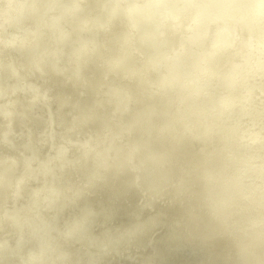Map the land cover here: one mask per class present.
Wrapping results in <instances>:
<instances>
[{
    "label": "clouds",
    "instance_id": "clouds-1",
    "mask_svg": "<svg viewBox=\"0 0 264 264\" xmlns=\"http://www.w3.org/2000/svg\"><path fill=\"white\" fill-rule=\"evenodd\" d=\"M28 2L0 0V45L7 46L9 12ZM31 3L44 15L55 12L61 17L69 5L76 8L82 18L65 20L73 32L92 31L102 16L111 19L117 12L135 15L142 25L138 58L105 43L94 44L91 52L76 58L72 76L77 80L105 70L96 98L103 115L99 130H80L75 140L60 147L59 172L69 190L128 196L141 211L146 206L152 213L141 228H167L204 245L228 249L240 258L233 264H264V203L254 218L221 180L206 139L201 103L225 69L239 62L241 44L250 31L259 44L253 79L264 96V0ZM100 39L106 40L107 34ZM37 58L44 56L21 57L22 69ZM121 74V86L113 87L111 77ZM145 82L149 91L142 87ZM4 83L0 64V90ZM11 186L10 180L5 186L0 172V233L18 230L21 243L15 249L0 245V264H86L81 255L91 254L98 238L75 209L62 215L67 210L62 189L49 187L45 179L33 198L9 211L6 188ZM85 206L91 204L85 201ZM52 212L58 214L47 219L44 213ZM137 234L138 229H128L119 242L130 245Z\"/></svg>",
    "mask_w": 264,
    "mask_h": 264
},
{
    "label": "bare ground",
    "instance_id": "bare-ground-1",
    "mask_svg": "<svg viewBox=\"0 0 264 264\" xmlns=\"http://www.w3.org/2000/svg\"><path fill=\"white\" fill-rule=\"evenodd\" d=\"M22 2L23 0H21V3ZM80 7L82 8L84 5L80 4ZM81 18V13L71 5L65 10L62 17L55 12H49L47 15H44L39 7L33 6L31 0H29L28 3H23V6L19 3L16 4L8 14V24L6 25L7 32L4 34V40L7 46L0 45V50L3 51V56L0 57V64H2L5 80L2 90H0V172L4 174L5 186H7L9 180L12 185L11 188H6V208L9 211L13 209L14 205L18 207L29 201L30 198H33L34 194L44 187L45 179H47L49 187L53 189H62V191L65 188L69 189L70 186L63 183L61 180V173L59 172V150L61 145L66 144L68 139L75 140L77 132L80 130L87 131L92 129L95 131L102 127L101 117L103 113L97 106L96 98L99 94V85L104 80L105 70L101 69L94 76L85 80H77L72 76V71L76 66L75 61L77 56L91 52L94 44L99 43H105L109 49H116L123 54L136 58L139 57L142 50V44L139 38L142 25L135 15L117 12L111 19L107 15L102 16L92 31L84 30L73 32L71 28L66 27L65 20ZM105 34H107V39L102 41L100 37ZM241 47L243 49V54L239 62L225 69L223 75L206 90L201 100L203 107L206 105L214 110L215 108H220L217 112L221 111L222 114H225V111L230 112L231 109L233 111L235 108L233 104H231L232 108L229 107L230 103L228 100H231V103H236L237 105L234 99H241V102L242 100L253 99L251 102L259 100L256 101L255 108L258 106L257 102L263 105L262 101H264V96H262L258 84H256L253 79L259 55V44L251 31L247 39L242 42ZM41 54L44 56L43 60L39 58L33 59L28 63L26 68L22 69L21 57H40ZM65 68H68L67 72H63ZM123 75L124 74H121L119 77H111V79L115 81L113 87L119 88L121 86L120 80L123 79ZM142 87L145 91L150 90V85L147 82H145ZM232 100L234 101L232 102ZM246 103L248 104L247 101ZM250 105L251 104H249V106ZM222 107L229 108L226 110ZM238 107L240 106L238 105ZM248 108L252 109L251 107ZM258 108H260V106ZM258 108L254 110H259L260 112L262 107L260 109ZM210 109L207 111L209 112ZM240 110L241 108H239L238 111L240 112ZM250 111L249 114L255 113ZM213 112L209 114H214ZM232 113H236V111ZM260 113L258 115H260ZM241 114L238 118L239 120L241 119L240 117H242ZM228 115L229 117L231 116L230 113ZM233 115L231 117H233ZM252 115L255 114H250V117H252ZM221 116L226 118L224 115ZM208 117L210 116L208 115ZM214 117L216 118L215 115ZM248 117L249 116H246V119ZM229 119L225 121L227 122L225 126H228V124L230 126L228 122ZM238 119L235 120L238 121ZM246 119L244 118L245 121ZM207 120L204 121L207 123ZM248 120L250 121L251 119H247V121ZM257 120L259 119L257 118ZM209 121L208 123L211 124V122H213L215 125V120L211 121L210 119ZM223 121L224 119L222 122ZM234 121L232 120V122ZM237 121L233 123L234 125L232 124L233 127H235ZM242 121L243 120H241V122ZM222 122L219 121V123ZM238 122L240 123V121ZM252 123L254 125V120ZM261 123L264 122L262 121ZM210 124L208 127H210ZM216 126L218 125L216 124ZM216 126L212 128L215 129ZM256 126L257 125H254L253 127ZM259 126L260 125H258V127ZM262 127L260 126V128ZM229 128L227 127V129ZM232 129L228 131L231 130L232 132ZM253 129L254 128H252V130ZM244 130H246V128ZM219 131H221V129ZM219 131H217L218 134ZM246 131H248V128ZM210 132L211 129L209 133ZM214 132H216V130ZM209 133H207V135H209ZM245 133L243 134L242 132L243 136L246 135ZM226 134H228L227 131ZM253 134H256V131L255 133L253 132L252 135ZM259 136L256 137V140ZM225 138L226 137L223 139ZM241 139L243 138H240V140ZM259 139L262 140L261 137ZM245 141L246 138H244L243 142ZM258 145L261 146V143ZM250 146L252 147V145ZM262 147L264 146H261V149ZM262 151L264 152V150ZM75 152L76 150L73 149L74 154ZM261 152L260 155L263 154ZM260 158L262 157L260 156ZM258 162H260V160ZM257 165L260 166L259 163ZM16 167H18L17 175L13 177L11 172H13V168L15 170ZM262 180L264 179L262 178ZM260 182L261 181H259V183ZM260 185L261 184H259V186ZM71 190L73 191L71 199H78L79 196L76 198L77 189L72 188ZM253 190H255V188ZM91 192L95 194L92 190ZM81 193H83V191H81ZM106 194L109 195L110 193ZM86 195L83 197L86 198ZM116 195L115 193L113 196ZM17 198L23 199V204H18ZM248 209H250V207ZM248 209L245 210L252 214L254 218H257L254 214L255 211L253 213ZM57 214V212L44 213L45 217L49 220ZM62 215H64V213ZM12 232L13 234L15 233L12 240H8V236L6 237L4 233L0 235V245H5L9 249H15L17 245L21 243L19 231L16 230ZM98 247L99 246H97V248ZM100 247L104 248L103 246ZM97 256L95 257L97 258ZM86 260L88 261L87 258ZM105 261H107V258Z\"/></svg>",
    "mask_w": 264,
    "mask_h": 264
},
{
    "label": "rangeland",
    "instance_id": "rangeland-1",
    "mask_svg": "<svg viewBox=\"0 0 264 264\" xmlns=\"http://www.w3.org/2000/svg\"><path fill=\"white\" fill-rule=\"evenodd\" d=\"M234 100H232V102L233 101L237 102V105L236 103L235 104L231 103L230 102L231 100H228L230 103L229 104L230 108H232L231 104H233V106L235 105L234 110L232 111L231 109L230 112L224 110L225 114H222L221 111L217 112L219 111L220 108L219 109L215 108V110L217 109L215 111L214 109H210L206 105L204 106V112L206 111L205 117L206 116L208 117V115L210 116L208 118L207 117L205 118V121L207 119L208 120H207V123L204 121L205 122L204 129L205 128L207 129V130L205 129L206 132L208 131L207 133H209L211 129V132H210L211 134L209 133V135L206 136V139L210 146V150L214 153L215 160L220 170L221 180L238 194L242 207L246 210L250 207V209L248 210H251L253 213L255 211L254 214L256 217H258L259 208L261 204L264 203V183H263L264 180H262V178L264 179L263 177L264 176V171H263L264 152L262 151L264 150V147H262L261 149V146H264L263 144L264 142L263 124L264 123H261L262 121L264 122V115H263L264 114V110H263L264 101H262L263 105L257 102L258 103L257 108L259 106L260 108L262 107L261 109L258 108L260 109V112L262 113L261 115L259 110H254V109H257L255 108L256 107L255 103L256 101H259V100L254 99L255 100L254 102H251L253 99L245 100V101L242 100V102H241V99L240 100L238 99L239 102L237 99H234ZM246 101L248 102V104L246 103ZM249 104L251 105L249 106ZM253 104L255 105L252 106ZM238 105L240 107H238ZM247 106L251 107L253 110L248 108ZM222 108L226 110L228 109L225 107H222ZM239 108H241L240 112L242 114L238 111ZM208 109H210L211 112L210 111L208 112L207 111ZM234 111H236V113H232ZM249 111L255 112V113H250V114H255L256 116L252 115V117H250ZM212 112L214 114H209ZM258 112L260 113V115H258L259 114ZM227 113L228 114L230 113V115L232 113V115L233 114L234 115L233 117H231L232 115L229 117ZM240 114L242 117H240L241 119L239 120L238 118ZM214 115L216 116L218 121L214 117ZM221 115L226 116V118H223V116ZM246 116H249L247 119H251V120L247 121ZM219 117H220V120H219ZM243 117L246 119L247 122L244 120ZM221 118L224 119L223 122H222L223 119ZM232 118L238 119L240 123L237 120L232 119ZM257 118L261 120L259 121L257 120ZM210 119L211 121L215 120L214 121L215 125L213 124V122H211V124L208 123L210 122L209 121ZM227 119H229L228 122L230 123V126L229 124L228 126H225V124L227 123L225 121ZM232 120L237 121L239 124L236 122L237 124L235 123V127H233L234 125L233 123L235 121L232 122ZM241 120H243L242 122H246V123H242ZM253 120H254V125H257L256 127H253L254 126L252 123ZM219 121L222 123H219ZM249 122L252 124H250ZM209 124H210V127H208ZM216 124L219 127L216 126ZM220 125L222 128L220 127ZM258 125H260L261 127L263 126L262 127L263 130L262 128H260V126L258 127ZM213 126H216L215 129L212 128ZM217 127H218V130H217ZM227 127L228 128L230 127L229 129L233 128L232 132L231 130L228 131L229 129H227ZM238 127L239 128L241 127V128L239 129ZM245 128L246 130L248 128V131L244 130ZM252 128L254 129L252 130ZM220 129L221 131L223 130L222 133L221 131H219ZM250 129H251V132H250ZM215 130L216 132H214ZM254 130L256 131L257 136L260 135L257 138V140H256V137H257L256 134L252 135L253 132L255 133ZM217 131H219V134ZM226 131L229 135L226 134ZM242 132L243 134L246 132L245 133L246 135H244L245 137L243 136ZM238 134H239V137H238ZM224 137L226 138L223 139ZM260 137L262 138V140L259 139ZM240 138H243L241 139L242 142ZM244 138H246L245 142H243ZM253 138L257 142H255ZM241 143L243 144V146ZM256 143L258 144L261 143V146ZM250 145H252V147ZM258 152H259V156H258ZM260 152L263 154L260 155ZM260 156L262 158H260ZM259 160L260 162H258ZM258 163L260 164V166L263 167V169L262 167L257 165ZM12 171L13 172H11V175L13 177H16L18 167H16L15 170L13 168ZM259 181L261 182L259 183ZM259 184L261 185L259 186ZM254 188L256 191L253 190ZM87 190L89 191L90 195ZM76 191H77L76 198L79 196L78 198L79 200L75 198L74 200L71 199L72 194H73L72 190H69L66 188L63 190L64 195L67 197L65 201V204L67 205V210L64 212L63 216L66 217L73 209H75L76 213L80 216L85 226L90 229L92 235L98 238L97 246H99L98 248H101V249H98L97 247H96L97 249L94 248L93 249L94 251H92L91 253L92 255L91 254L81 255V259L83 260L85 259L84 261L86 262V264L89 261L91 262V264H233L234 261L240 259L239 257L235 256V254L230 252L228 249H222V248H216V247L204 245L197 239L187 237L184 235L173 234L167 228H161L155 231L141 228L140 225L144 221H147L152 216V213L149 210V208L146 206L143 207L141 211L140 208L136 207V202L128 196H125L122 194H117L116 196H113L115 195V193L114 194L108 193L111 196L105 193L106 196L103 194L102 196L98 194H92L91 189H85V191L84 189L83 190L77 189ZM81 191H83V193H81ZM85 192L87 195L85 194ZM85 195H86L87 200L85 197H83ZM100 197L101 198L103 197L104 199L103 198L101 199ZM17 200H18L17 202L18 204H23V201H24L23 199L17 198ZM85 201H88L91 204L90 208L85 206ZM85 213H88V214H85ZM133 228L138 229V234L136 238L134 239L133 243H131L130 245L120 243L118 237L122 235L126 230L133 229ZM2 234L3 233H0V235ZM4 234H6V237L8 236L7 237V239L9 238L8 240H12V237L14 238L15 236L14 235L15 233L13 234L12 231H9L8 233L4 232ZM100 246H103L104 248ZM95 256H97V258ZM102 256H105L107 258V261H105L106 258ZM86 258L88 259V261L86 260ZM249 258H252V257H249Z\"/></svg>",
    "mask_w": 264,
    "mask_h": 264
}]
</instances>
